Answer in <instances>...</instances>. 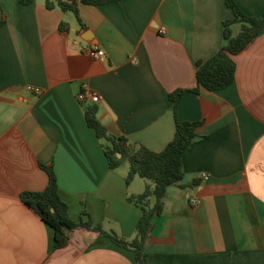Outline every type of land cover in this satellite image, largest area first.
Masks as SVG:
<instances>
[{"label": "crops", "instance_id": "0c3cea01", "mask_svg": "<svg viewBox=\"0 0 264 264\" xmlns=\"http://www.w3.org/2000/svg\"><path fill=\"white\" fill-rule=\"evenodd\" d=\"M234 1L264 16V0ZM79 16L46 0H0V264H138L133 250L84 226L55 250L54 229L22 199L47 187L41 164L53 166L73 220L135 237L141 208L128 198L147 181L128 184V162L109 166L87 124L90 104L111 134L154 151L173 140L177 119L201 122L184 178L155 218L148 264H264V29L234 55V82L208 90L197 65L224 45L234 18L226 0L81 3ZM84 87L100 100L79 101ZM195 88L177 105L170 98Z\"/></svg>", "mask_w": 264, "mask_h": 264}, {"label": "trees", "instance_id": "16d2710c", "mask_svg": "<svg viewBox=\"0 0 264 264\" xmlns=\"http://www.w3.org/2000/svg\"><path fill=\"white\" fill-rule=\"evenodd\" d=\"M33 1L21 0V3L30 4ZM118 1L120 0H46V6L49 9L59 6L64 11H73L81 21L79 4L101 6ZM226 3L233 10L234 18L224 22L223 47L210 59L198 62L196 76L199 88L221 90L230 86L235 80L237 70L234 55L243 51L264 29V16L256 18L246 15L234 0H226ZM236 24L240 25L238 32L234 28ZM61 28H67V24L62 23ZM199 88L178 89L170 93V98L177 105L185 93L199 91ZM97 113L96 105L90 104L86 107L87 124L102 140L109 166L117 169L128 162V184L136 176L148 180L142 193L130 195L128 198L141 208L135 237L127 240L114 232L104 230L100 224L95 225L92 220H73L69 215L68 204L60 195L53 166L41 164L49 176L47 187L41 191H25L22 199L54 229L55 250L68 246L70 233L84 226L109 237L117 245L133 250L138 264H148L145 248L151 239L155 218L163 212L168 187L181 184L184 178L183 154L193 141L201 122L177 119L173 140L162 151H154L130 141L125 136L111 134L99 120Z\"/></svg>", "mask_w": 264, "mask_h": 264}, {"label": "built area", "instance_id": "2783aa9c", "mask_svg": "<svg viewBox=\"0 0 264 264\" xmlns=\"http://www.w3.org/2000/svg\"><path fill=\"white\" fill-rule=\"evenodd\" d=\"M160 32L165 33V28H161ZM91 54L99 56V57H103L105 53L102 49L97 50V51L92 49ZM29 89L36 94L41 93V88H39V87L29 86ZM77 98L81 102L95 103V102H98L100 100V95L97 92L93 91L92 89H90L88 87H84L83 90L78 93ZM203 177L207 178V175L203 174ZM193 202L198 203L199 201L197 199H193Z\"/></svg>", "mask_w": 264, "mask_h": 264}, {"label": "rangeland", "instance_id": "374dc122", "mask_svg": "<svg viewBox=\"0 0 264 264\" xmlns=\"http://www.w3.org/2000/svg\"><path fill=\"white\" fill-rule=\"evenodd\" d=\"M146 180V179H145ZM148 182V180H146ZM153 201H154V198H153Z\"/></svg>", "mask_w": 264, "mask_h": 264}]
</instances>
